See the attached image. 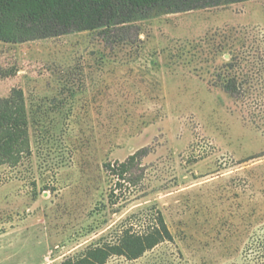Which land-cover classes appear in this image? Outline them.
<instances>
[{
	"label": "rangeland",
	"instance_id": "rangeland-1",
	"mask_svg": "<svg viewBox=\"0 0 264 264\" xmlns=\"http://www.w3.org/2000/svg\"><path fill=\"white\" fill-rule=\"evenodd\" d=\"M24 44L0 41V98L24 91L32 155L0 167V264H63L160 210L174 242L107 264H259L264 127L253 105L211 87L226 62L213 37L255 35L264 0L140 20ZM261 87L264 88V70ZM261 88V89H262ZM143 159V182L112 204L105 163ZM147 218V219H146Z\"/></svg>",
	"mask_w": 264,
	"mask_h": 264
},
{
	"label": "trees",
	"instance_id": "trees-1",
	"mask_svg": "<svg viewBox=\"0 0 264 264\" xmlns=\"http://www.w3.org/2000/svg\"><path fill=\"white\" fill-rule=\"evenodd\" d=\"M252 0H0V41L24 44L39 40L101 29L105 41L113 32H128L140 20L157 15L188 13L228 4ZM215 55L226 53V62L211 73L210 85L219 88L238 103L250 101L253 123L264 127V88L261 87L264 70V48L258 37L242 30H226L216 34ZM16 72L3 69L0 80L13 77ZM262 88V89H261ZM32 155L30 118L24 91L11 90L0 98V167H18ZM143 159L131 155L124 162L105 163L104 170L110 182L112 204H118L123 187L136 188L143 182ZM147 227L138 231L135 226L143 217L132 215L129 225H123L117 239L90 246L81 255L68 258L63 264H107L112 257L129 261L142 258L147 252L174 237L160 210L146 215ZM146 218V219H147ZM257 262L264 264V235L255 244Z\"/></svg>",
	"mask_w": 264,
	"mask_h": 264
}]
</instances>
